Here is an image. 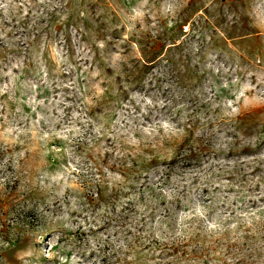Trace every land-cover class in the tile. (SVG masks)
I'll return each mask as SVG.
<instances>
[{
  "label": "rangeland",
  "instance_id": "1",
  "mask_svg": "<svg viewBox=\"0 0 264 264\" xmlns=\"http://www.w3.org/2000/svg\"><path fill=\"white\" fill-rule=\"evenodd\" d=\"M0 264H264V0H0Z\"/></svg>",
  "mask_w": 264,
  "mask_h": 264
}]
</instances>
